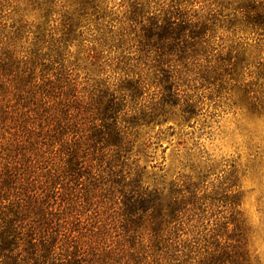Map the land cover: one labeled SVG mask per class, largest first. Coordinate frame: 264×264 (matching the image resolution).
Masks as SVG:
<instances>
[{"label":"trees","instance_id":"1","mask_svg":"<svg viewBox=\"0 0 264 264\" xmlns=\"http://www.w3.org/2000/svg\"><path fill=\"white\" fill-rule=\"evenodd\" d=\"M54 1L41 9L43 24L54 13ZM109 1L70 0L71 10L61 14L54 44L44 45L39 25L26 48L17 50L15 45L23 26L0 43V264L184 263L163 235L184 204L179 192L145 185L139 166L133 172L124 167L133 147L130 130L149 125L176 103L170 63L186 65L206 51L205 33L221 8L210 18L193 21L180 9L189 0H167L156 13L148 11L151 0H126L121 4L126 26L102 32L99 50L87 55L89 65L101 72L103 51L132 43L135 58L119 54L109 60L118 74L115 80L88 77L87 88L78 89L75 79H68L70 73L62 77L59 70L55 80L44 81L74 29L88 16L103 17ZM220 1L218 8L224 4ZM236 2L244 29L264 40V0ZM236 21L234 13L227 20ZM129 34L134 38L128 39ZM149 87L156 93L145 100ZM184 109L193 113L191 105ZM90 197L117 205L118 218L111 221L115 231L128 238L144 235L145 249H111L102 238L97 241L100 233L87 228ZM240 258L238 252L216 249L200 262L237 264Z\"/></svg>","mask_w":264,"mask_h":264},{"label":"rangeland","instance_id":"2","mask_svg":"<svg viewBox=\"0 0 264 264\" xmlns=\"http://www.w3.org/2000/svg\"><path fill=\"white\" fill-rule=\"evenodd\" d=\"M47 1L0 0V43L23 26L15 45L17 50L26 48L39 25L47 41L44 45L54 44L60 36L61 14L70 12L71 3L55 0L54 13L43 24L40 13ZM220 2L189 0L181 6L193 21L210 18L216 9L221 12L205 33L206 51L189 64L170 63L176 103L166 106L163 116L149 125L130 130L133 147L124 169L133 172L139 166L145 185L172 187L179 192L184 204L163 235L182 264H201L206 253L216 249L238 252L241 258L237 264H264V40L244 29L236 0H224L216 7ZM227 2L231 4L222 7ZM167 3L151 0L148 11L156 13ZM121 4L126 0L109 1L103 17L83 19L66 42L59 63L49 65L44 81L55 80L53 75L59 70L64 71L62 77L70 73L68 79H75L78 89L87 88L91 83L88 77L115 80L118 74L109 60L119 54L135 58L132 43L103 51L100 63H106L101 72L89 65L87 55L91 49L99 50L102 32L126 26ZM233 13L237 21L229 24ZM129 38L133 39V34ZM155 93L156 88L149 87L143 99L149 100ZM187 105L192 106V114L184 112ZM97 201L90 197L85 212L89 232L100 233L97 241L102 238L111 249L125 245L143 251L147 245L144 235L142 239L139 233L128 238L111 224L118 218L117 205ZM97 227L101 231H96ZM125 238L130 239L128 243Z\"/></svg>","mask_w":264,"mask_h":264}]
</instances>
